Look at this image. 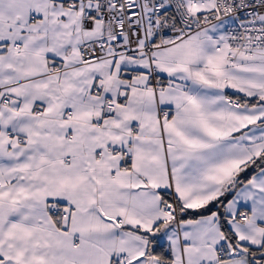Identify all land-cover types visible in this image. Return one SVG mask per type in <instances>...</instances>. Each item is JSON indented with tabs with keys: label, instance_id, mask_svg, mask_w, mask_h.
<instances>
[{
	"label": "snow or ice",
	"instance_id": "obj_1",
	"mask_svg": "<svg viewBox=\"0 0 264 264\" xmlns=\"http://www.w3.org/2000/svg\"><path fill=\"white\" fill-rule=\"evenodd\" d=\"M0 264H264V0H0Z\"/></svg>",
	"mask_w": 264,
	"mask_h": 264
}]
</instances>
